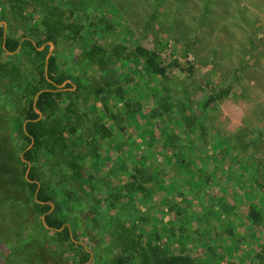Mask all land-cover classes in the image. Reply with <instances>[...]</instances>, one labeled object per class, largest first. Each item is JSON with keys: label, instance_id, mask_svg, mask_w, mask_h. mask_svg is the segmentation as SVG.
<instances>
[{"label": "rangeland", "instance_id": "rangeland-1", "mask_svg": "<svg viewBox=\"0 0 264 264\" xmlns=\"http://www.w3.org/2000/svg\"><path fill=\"white\" fill-rule=\"evenodd\" d=\"M204 3L208 4L206 10L203 9ZM102 6L113 31L108 32L101 24L95 27L97 34L93 35L86 26L81 34L84 40L79 35H69L61 39L58 45L47 42L49 53L57 56L62 71L81 74L83 72L78 69L77 56L84 41L94 37L106 46L125 43L133 47L141 44L157 52L166 67L168 85L173 88L174 96L198 116V122L203 124L207 137L213 141L210 154L204 157L203 167L208 173H217V177L204 188L199 197L186 194L187 200L189 198L190 217L185 223L187 232L181 242L186 243L190 252L203 255L205 245L198 238H193L196 230H199L201 233L198 235L209 234L207 244L212 242L219 245L218 254L224 263L264 264V260L261 262L256 259V253L264 251V227L251 228L246 221V208L250 203L260 205L264 214V202L260 200V192L264 191L261 188L264 184V0H107ZM100 10L98 8L96 12ZM88 12L78 13V20L85 25L91 20L95 22L97 14ZM4 13L7 14L15 37L25 33L36 42L37 34L34 36L29 32L31 25L36 23L18 21L9 9L8 0H0L1 18ZM0 23L5 25L7 32V23L4 20ZM45 45L40 48L43 49ZM14 53L0 50V60H11ZM20 61L23 63V78L26 80L32 64L25 54L20 56ZM175 61L179 66L175 65ZM189 66L192 67L191 72L187 70ZM116 70L112 73L131 76L126 87L128 99L134 102L146 101L143 104L144 114H128V123L117 125L102 110L104 103L101 100L95 102L98 112L106 124L114 129L115 135L101 142L108 157L105 155L98 162L90 159L81 162L85 175L91 171L98 172V176L90 181L91 184H86L91 196L105 192V187L100 184L102 177L107 176L113 183L125 179L122 166L131 169V162L139 158L140 148L136 147L137 144L142 145L141 141L151 129L158 136L160 128L157 121H153V125L145 114L158 98L154 96L147 100V96H151L155 90H161L159 80L147 76L141 66L130 73L123 63ZM99 73L93 75L91 71L88 72L96 78ZM69 82L71 80L64 82L61 87ZM220 88H230L229 94L205 108L207 96ZM19 89L20 84L0 74V122L3 126L4 123H14V109L21 104L17 94ZM75 89L76 86H73L70 90ZM124 104L114 97L107 102L113 113L122 115L125 114ZM177 105L181 107L179 103ZM172 118L169 124L173 130L182 132L184 125L180 110L177 109ZM119 125L124 126V130L119 129ZM191 135L195 142L200 139L198 132ZM221 141L234 146L233 157L229 154L223 156L219 145ZM19 143V140L7 133L0 135V264H79L75 253L65 256L57 253L52 242L53 233L45 225L43 217L36 216L31 210V198L14 158ZM158 143L154 145L156 150H160ZM141 148L146 155H151V148L147 149L145 145ZM239 156L242 159L246 157L248 164L247 161H240ZM156 157L153 154L146 163L153 162ZM161 157H158L159 161ZM259 161L261 163L257 165ZM176 162L177 157H173L169 163L175 166L173 170L177 169ZM100 166L103 168L99 170ZM112 169L120 179L116 180L110 175ZM166 177L169 180L170 174H166ZM185 185L183 188L188 190L189 184L185 182ZM93 186L97 187L96 190ZM167 194V191L154 193L150 200L145 198L142 205L136 201L142 209L140 212L134 209L131 200L123 198L115 213L126 223L135 220L139 214L149 216L150 227L147 226V230H150L156 216L165 212ZM222 204L234 209L224 210ZM80 209L81 213L76 215L84 218L86 207L81 206ZM69 216L74 218L75 214ZM200 216L203 218L198 221L197 217ZM174 221L173 212H167L162 217L165 227ZM88 224L78 223L76 241L90 252L93 261L109 241L108 227L105 221L97 227L92 222ZM230 226H234L236 232L248 234V238L245 242L241 241L236 250L222 233ZM160 230L164 237L168 235L169 229ZM166 242L172 244L169 239ZM224 242L229 246H222Z\"/></svg>", "mask_w": 264, "mask_h": 264}, {"label": "trees", "instance_id": "trees-1", "mask_svg": "<svg viewBox=\"0 0 264 264\" xmlns=\"http://www.w3.org/2000/svg\"><path fill=\"white\" fill-rule=\"evenodd\" d=\"M106 1L8 0L9 9L18 21L36 23L29 28L32 35L37 34L36 42L25 33L15 37L7 14H3V19L0 17V21L4 20L9 29L6 32L5 25L0 23L1 52L11 54L20 47L11 60H0V74L20 84L17 94L21 100L19 108L14 109V123H4L3 126L0 122V135L7 133L20 141L14 158L31 198V210L36 216L43 217L45 225L53 233L52 242L57 253L60 256L75 253L79 264H231L232 262L224 263V259L219 256V245L212 242L207 244L210 237L208 233L198 235L201 232L196 230L193 236L205 245L203 255L190 252L186 243L181 242L187 232L185 223L190 217L189 198L187 200L186 194L199 197L204 188L215 180L217 173H208L203 167L204 157L210 154L213 141L207 137L203 124L198 122V116L174 96L173 88L168 85L166 67L161 63L159 54L141 44L133 47L125 43L106 46L94 37L90 41H84L77 56L78 69L83 73L69 74L61 70L57 56L49 53L47 42L58 45L61 39L69 35H79L84 40L81 34L86 26L93 35L97 34L96 28L101 24L108 32L113 31L114 28L102 8ZM207 5L204 3V10ZM98 8L101 9L99 13L96 12ZM88 10L97 14L95 22L91 20L85 25L78 20V13ZM43 45L45 47L40 50ZM24 54L29 56L32 64L31 73L26 80L23 78V63L20 61V56ZM123 63L130 73L141 66L147 76L159 80L161 90H155L151 96H147V100L154 96L158 98L145 113L153 125V121L160 124L159 133L156 136L154 129L145 133L142 145L138 143L136 146L140 148L139 158L131 162V169L122 166L125 179L113 183L104 176L100 184L105 187V192L91 196L86 184H91L90 181L98 176V172L91 171L85 175L81 162L85 159L98 162L105 155L108 157L101 142L112 139L115 135L114 129L106 124L98 112L95 102L101 100L104 103L102 110L117 125L128 123V114H144L143 104L146 101L134 102L128 99L126 87L131 76L112 73L118 71L116 68ZM174 63L179 66L177 61ZM187 70L191 72L192 67L189 66ZM90 71L93 75L100 72L98 78L90 76ZM67 80L71 82L61 87ZM73 86L76 89L72 91L70 89ZM229 89L220 88L207 96L204 107L222 100L229 94ZM112 97L125 103L124 115L113 113L109 109L107 102ZM177 109L181 113L183 133L174 131L169 124ZM124 128L119 125V129ZM196 132L200 139L195 142L191 133ZM158 142L160 150L154 148ZM143 145L152 149V156H157L149 164L146 161L152 156L146 155L141 148ZM219 145L223 156H234L232 144L221 141ZM159 156H162L161 161L158 160ZM173 157H177L176 170H173L175 166L169 165ZM242 160L247 161L246 157H241L240 161ZM257 163L259 165L261 161ZM159 165L161 167L158 168ZM101 168L103 167L98 169ZM166 174H170L169 180H166ZM110 175L116 180L120 179L114 169L110 171ZM185 182L189 184L188 190L183 188L186 186ZM93 188L96 190L97 187ZM261 188L264 190V184ZM163 191L168 192L165 212L156 216L150 230H147V226L150 227L149 216L139 214V217L129 223L117 217L115 212L123 198L131 200L134 209L140 212L142 209L136 201L142 205L145 198L150 200L154 193ZM260 193L263 203L264 191ZM81 206L86 207L87 214L84 218L76 215L81 213ZM222 209L231 211L234 208L222 204ZM167 212L175 215V221L169 227L162 224V217ZM72 213L75 214L74 218L69 216ZM246 214V221L251 228L264 227V214L260 205L248 204ZM202 218L197 217V220L201 221ZM79 221L84 225L92 222L94 227L104 221L107 224L109 241L104 244L103 252H99L93 261L90 252L76 241ZM160 228L169 229L166 237L162 235ZM236 231L234 226L222 231L226 235L225 240L231 242L230 245L235 250L241 241L245 242L248 238V234ZM167 239L175 244L174 247L166 242ZM222 246L229 244L224 242ZM229 254L232 255V252ZM256 259L262 262L264 251L256 253Z\"/></svg>", "mask_w": 264, "mask_h": 264}, {"label": "water", "instance_id": "water-1", "mask_svg": "<svg viewBox=\"0 0 264 264\" xmlns=\"http://www.w3.org/2000/svg\"><path fill=\"white\" fill-rule=\"evenodd\" d=\"M48 56H50V54H49ZM38 112H39V111H38Z\"/></svg>", "mask_w": 264, "mask_h": 264}, {"label": "crops", "instance_id": "crops-1", "mask_svg": "<svg viewBox=\"0 0 264 264\" xmlns=\"http://www.w3.org/2000/svg\"><path fill=\"white\" fill-rule=\"evenodd\" d=\"M41 49V48H40Z\"/></svg>", "mask_w": 264, "mask_h": 264}]
</instances>
